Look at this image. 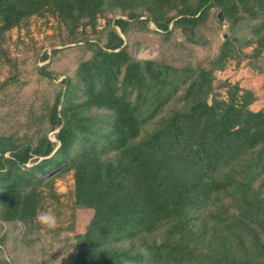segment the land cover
<instances>
[{"label": "trees", "instance_id": "1", "mask_svg": "<svg viewBox=\"0 0 264 264\" xmlns=\"http://www.w3.org/2000/svg\"><path fill=\"white\" fill-rule=\"evenodd\" d=\"M213 8L230 22L214 65L238 51L241 37L229 33L251 30L246 44L257 43L254 57L264 54V0H0V41L46 9L74 39L100 16L120 14L107 17L98 40L85 39L92 55L40 116L58 128L56 141L48 130L36 143L0 139V203L16 190L28 221L44 186L73 173L77 203L94 209L77 235L78 264H264V182L255 184L264 177V110L236 108L237 85L229 101L209 104L210 71L137 59L122 36L133 27L192 32ZM119 234L130 236L126 246L109 243Z\"/></svg>", "mask_w": 264, "mask_h": 264}, {"label": "rangeland", "instance_id": "2", "mask_svg": "<svg viewBox=\"0 0 264 264\" xmlns=\"http://www.w3.org/2000/svg\"><path fill=\"white\" fill-rule=\"evenodd\" d=\"M219 12V8H213L209 17L192 32L173 28L170 33H164L133 27L122 36L128 50L137 59H153L210 71L209 104L215 100L229 101L235 94L232 86L237 85L236 108L244 106L253 112L262 111L264 54L254 57L257 43L246 44L254 37L251 30L244 34L242 31L229 33L241 37L236 55L228 57L222 68L212 63L230 32V22ZM119 15L118 11L107 13L108 18ZM107 17L100 16L95 29L87 25L86 34L74 39L66 23L46 9L5 33L0 41V139L14 141L11 140L14 137L17 143L27 140L36 143L48 130L47 135L56 141L58 128L50 129L49 123L41 124L40 116L47 112L46 105L51 106L54 102L56 91L65 87L62 80L74 75L78 61L90 58L92 50L85 48V39L98 40ZM148 26L156 28L152 22ZM101 40L105 41V36ZM186 85L169 97V104L181 98ZM136 93L134 90L132 99ZM245 93L248 96L244 98ZM6 155H10V151ZM33 164L31 162L28 166ZM5 170L0 168V186L6 183ZM262 181L264 177L255 184ZM75 184L73 173L67 172L56 178L54 189L44 186L42 205L31 221H28L30 206L22 201L16 190L11 191L0 203L1 212L6 214V219H0V264H78L77 235L87 231L94 209L77 203ZM53 190L58 196L52 195ZM48 210L55 214L54 228L37 220L40 213ZM119 235L122 239L107 238L109 243L126 246L130 236Z\"/></svg>", "mask_w": 264, "mask_h": 264}, {"label": "clouds", "instance_id": "3", "mask_svg": "<svg viewBox=\"0 0 264 264\" xmlns=\"http://www.w3.org/2000/svg\"><path fill=\"white\" fill-rule=\"evenodd\" d=\"M37 220L39 223L49 228H54L56 226L55 214L51 210L40 213Z\"/></svg>", "mask_w": 264, "mask_h": 264}]
</instances>
